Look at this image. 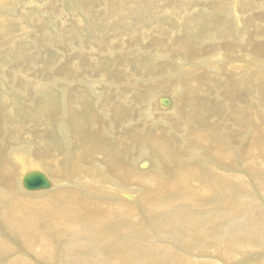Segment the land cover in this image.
<instances>
[{"label":"bare ground","instance_id":"6f19581e","mask_svg":"<svg viewBox=\"0 0 264 264\" xmlns=\"http://www.w3.org/2000/svg\"><path fill=\"white\" fill-rule=\"evenodd\" d=\"M20 28L21 30L26 29V23L21 22ZM135 41V35L130 37L132 44ZM157 44L158 42L153 43L156 46ZM107 47L105 45L104 50ZM91 49L90 55L92 56L96 53L95 46L91 45ZM134 50L132 48L128 53L132 54ZM136 50L139 49L136 48ZM174 50L183 51L182 54L175 53L182 57L192 52L191 47H177ZM261 52L264 53V49L260 50L259 55L263 54ZM116 53L117 51L112 52L111 56H115ZM163 61L165 65L157 69L161 71L164 68L170 69L168 65L171 62ZM222 61L225 62L221 56L213 63L216 66L222 64L227 69L238 67L235 66V61L229 64L222 63ZM242 62L248 64V72H257L258 68L254 65L256 61L250 59ZM75 65L78 70H84L87 76H91L92 73L89 74L88 67H84L81 61L75 62ZM180 67L184 68L183 72H201L198 75L200 79L204 75L203 70L200 71L193 64L184 63ZM239 68L242 70L244 65ZM69 69L64 67L62 72L66 73ZM227 69L226 72H228ZM122 77L120 74L117 79H122ZM98 83L94 84L97 88L100 87ZM258 83L261 86L264 85V81L258 80ZM186 85L190 89L189 105L191 103L192 107H194L193 98L195 99L197 95L203 98L206 93L209 98L212 97L210 88L204 90L199 83H186ZM104 86L106 90H114L122 97L117 105L106 109L114 115L108 120L113 121L114 124L117 122L115 125L119 128L130 117L135 116L130 101L133 96L127 98L128 94L124 88H114L108 84ZM152 86L148 90L137 92L134 97L136 101H140L137 113L144 118L147 117V120L152 123V126L149 123L143 125L145 129L138 137L134 130L130 135H123L114 142H109L104 136L100 137L99 133L90 134L83 129V134H81L77 124H72L74 137L78 139L84 136L81 150L78 152H81L80 154L72 157L74 151L72 153L69 149L72 156L68 154L71 158H68V155H61V162L56 164L62 148L53 143L54 141H46L44 156L36 158L30 155L26 159L16 155L12 159L16 163L15 166L9 164L6 167L1 164L0 171H2L5 187L0 193V264H241L243 261L246 264H264V211L260 207V204L264 202H258L255 196H253L255 199L251 198L252 190L257 192V197L260 195L259 191L264 194V164L262 165L258 158L259 155L264 158V110L257 113L261 114L259 119L251 107H244L238 99H235L232 94L234 84L223 88L232 98L230 100L218 99L217 103L221 102L220 107L223 114L219 122L225 126L234 122L237 130L243 134H240L242 140L249 144V147L240 151L237 167L231 164L226 165L229 156L225 153L223 146L222 149L217 147L213 149L214 156L223 165L213 162L215 165L224 166L222 168L224 173L217 168H211V177L205 178L203 174L205 157L198 154H202L203 150L197 149V153L191 152L190 144L194 147L204 146L208 134L196 139L198 138L195 135L197 132L188 126L187 132L183 135L184 123L178 119L180 102L172 97H159L158 92H168L169 86L162 83H154ZM249 88L250 95H254L252 86ZM153 93L157 94L153 96ZM147 96L150 98L145 100ZM254 101L256 102L255 99ZM260 102L262 100L252 106L254 111L255 106L263 105ZM43 104L44 113L55 112V106L52 108L51 103L44 102ZM209 105H211V98ZM193 115L201 122L209 119V115L205 112L199 111ZM137 123L140 124L139 121ZM161 124L170 127L167 132L158 130ZM173 124L175 127H171ZM105 126L103 123V128ZM166 130L167 128L164 129ZM103 132L109 134L108 130ZM210 136L213 137V134ZM257 141H260L259 145H256ZM134 145L138 147L137 152H139L133 157L130 155L137 148L131 150ZM13 150L16 151V149ZM148 154L152 158L149 159ZM99 155L106 158L103 163L107 166L95 162V158ZM177 158L181 160L179 163H177ZM183 162L187 163L188 167L183 166ZM192 163L199 166V171L196 168L192 169ZM25 165V170L22 172V167ZM236 170L243 172L242 174L231 172ZM32 171L45 172L44 174L53 184L52 188L39 192L25 190L22 186V179L25 174ZM257 174L261 176L254 180ZM16 175L19 177V182L16 180ZM214 196H217L219 201L226 199L227 203L231 202V205L236 206L231 208L230 213L213 214L214 210H208L207 204L204 208V201L208 202ZM28 197L31 199L26 200L25 198ZM249 197L251 199H248ZM12 243L20 245L18 246L19 251ZM244 247L251 251L256 250L242 254ZM21 250H23L22 253H20ZM246 255L248 257L244 258ZM241 258L244 259L239 261Z\"/></svg>","mask_w":264,"mask_h":264},{"label":"rangeland","instance_id":"374dc122","mask_svg":"<svg viewBox=\"0 0 264 264\" xmlns=\"http://www.w3.org/2000/svg\"><path fill=\"white\" fill-rule=\"evenodd\" d=\"M21 22L26 23V29L21 30ZM134 35L136 41L132 44L130 37ZM154 42H158L157 46L153 45ZM91 45H94L96 49V53L92 56L90 55ZM105 45L108 47L104 50ZM177 47H191L192 52L184 56V59L181 55L175 54L183 53L181 50H174ZM132 48L135 49L133 53H128ZM261 49H264V0H0V166L1 164L6 167L9 164L15 166L16 163L12 159L16 155L26 159L30 155L36 158L44 156L46 141H54L53 143L62 148L56 164L61 162V155H68V158H71L69 149L72 153L74 151L72 157L80 154L81 152H78L81 150L84 136L76 139L72 124H77L81 134H83V129L86 133H99L100 137L104 136L109 142H114L123 135H130L134 130L138 137L140 132L144 131L145 124L149 123L152 126V123L147 120V117L144 118L137 113L140 101H136L134 97L137 92L153 87L154 83H162L169 86V91L158 92L159 97H172L180 102L178 119L184 123L183 127H185L182 134L187 132L188 126L197 132L195 133L198 136L196 139L208 134L204 146L194 147L190 144L191 152L197 153V149L203 150L202 154H198L205 157L203 164L205 178L211 177L213 168L222 170L224 167L214 163H221L214 156L216 147L225 148V153L229 156L226 165L231 164L237 167L240 151L248 149L249 144L242 140L241 135L243 134L237 130L234 122L227 126L219 122L223 114L220 107L221 102L217 103V101L218 99L230 100L232 97L223 88L234 84L232 94L235 99H238L244 107H251L252 111L256 112V117L260 119L261 114L257 113L264 110V85L261 86L258 83V80L264 81V53L261 52L263 54L259 55ZM115 51L117 53L112 57L111 53ZM104 52H106L105 55ZM221 56L225 60L222 63L229 64L235 61L234 64L238 67L227 69L222 64L216 66L213 62L219 60ZM250 59L256 61L254 64L258 68H256V73L248 72V64L242 62ZM163 60L172 63L168 65L170 69L164 68L162 71L157 69L165 65ZM73 61H81L84 67H88L89 74L92 73L91 76H87L84 70H78ZM184 63L193 64L200 71L203 70L202 79L198 76L201 72H183L182 70L186 67L182 69L180 66ZM241 65H244L242 70L239 68ZM64 67L70 68L69 71L62 72ZM73 71L77 73L74 74ZM120 74L123 76L122 79H117ZM97 82L100 84L99 88L94 85ZM186 83H199L204 90L210 88L212 106L209 105L210 98L206 93L203 98L198 95L195 99L193 98L194 107L191 103L189 105L190 89ZM107 84L114 88H124L128 94L127 98L133 96L134 101L132 99L130 101L135 116L130 117L119 128L116 127L117 122L115 125L113 121L108 120L114 115L106 109L117 105L122 97L114 90H106L104 85ZM249 86H252L254 90L252 96ZM155 94L157 93H153V96ZM236 95L242 96L237 97ZM153 96L151 95V98ZM149 98L147 96L145 100ZM254 99L257 103L262 100L260 104H263L261 107L255 106V111L252 107L257 104ZM42 102L51 103L52 108L55 106V112L44 113ZM199 111L208 114L209 119L201 122L198 117L192 116ZM107 120L108 123H106ZM138 121L140 124L137 123ZM103 123L106 125L105 128H103ZM174 125L171 127H175ZM177 127H179L178 124ZM165 128H167L166 131H164ZM169 128L161 124L158 130L167 132ZM100 129L108 130L110 135ZM212 134L213 137L210 136ZM259 142L257 141L256 145H259ZM136 147V145L132 146L131 150ZM137 149L138 147L130 156H136L139 152ZM148 156L149 159L152 158L150 154ZM101 157L100 155L96 157L95 162L107 166L103 163L106 158L103 155ZM258 158L259 162L264 164V158L260 155ZM179 161H181L180 158H177V163ZM182 165L188 167L185 162ZM25 167L26 165L22 167V172ZM191 167L199 171L197 164L192 163ZM222 172L224 173L223 170ZM231 172L242 174L243 171ZM260 176L257 174L254 180L259 179ZM0 178L1 193L5 187L2 171H0ZM18 179L17 176L16 180ZM190 180L193 181V179ZM259 194L257 197V192L252 190L251 198L256 197L258 202H264V194L260 191ZM25 199L30 200L31 197ZM206 204L208 210H214L213 214L230 213L231 208L236 206L231 205V202L227 203L226 199L219 201L217 196L208 202L204 201V208ZM262 204L264 205L261 203L260 207L264 211ZM12 245L16 244L12 243ZM18 246L20 245L14 246L17 251H19ZM248 251L252 252L244 247L242 254ZM247 257L248 255L244 258ZM244 263L243 261L241 264Z\"/></svg>","mask_w":264,"mask_h":264},{"label":"water","instance_id":"95a60500","mask_svg":"<svg viewBox=\"0 0 264 264\" xmlns=\"http://www.w3.org/2000/svg\"><path fill=\"white\" fill-rule=\"evenodd\" d=\"M22 186L29 192H39L50 190L53 184L43 172L32 171L24 175Z\"/></svg>","mask_w":264,"mask_h":264}]
</instances>
